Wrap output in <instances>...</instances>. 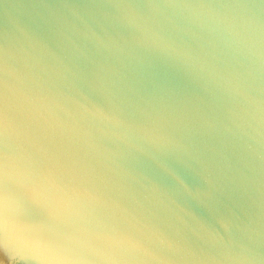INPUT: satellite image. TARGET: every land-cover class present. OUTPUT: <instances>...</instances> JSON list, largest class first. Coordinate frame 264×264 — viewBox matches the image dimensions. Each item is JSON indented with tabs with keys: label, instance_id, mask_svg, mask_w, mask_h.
<instances>
[{
	"label": "water",
	"instance_id": "water-1",
	"mask_svg": "<svg viewBox=\"0 0 264 264\" xmlns=\"http://www.w3.org/2000/svg\"><path fill=\"white\" fill-rule=\"evenodd\" d=\"M0 199V264H264V0H0Z\"/></svg>",
	"mask_w": 264,
	"mask_h": 264
},
{
	"label": "snow or ice",
	"instance_id": "snow-or-ice-1",
	"mask_svg": "<svg viewBox=\"0 0 264 264\" xmlns=\"http://www.w3.org/2000/svg\"><path fill=\"white\" fill-rule=\"evenodd\" d=\"M5 204L2 199H0V223L4 222L6 219V214L4 211ZM43 264H70V262L65 260H46Z\"/></svg>",
	"mask_w": 264,
	"mask_h": 264
},
{
	"label": "clouds",
	"instance_id": "clouds-1",
	"mask_svg": "<svg viewBox=\"0 0 264 264\" xmlns=\"http://www.w3.org/2000/svg\"><path fill=\"white\" fill-rule=\"evenodd\" d=\"M4 211H5V214H6V219H8V218H7V212H8V205H7V203H5ZM27 235H28L30 238L33 236L32 233H28Z\"/></svg>",
	"mask_w": 264,
	"mask_h": 264
}]
</instances>
